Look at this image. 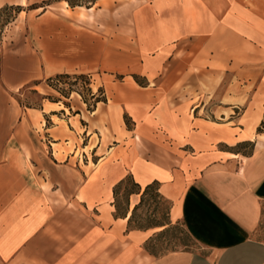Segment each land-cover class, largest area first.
Segmentation results:
<instances>
[{"label": "crops", "instance_id": "1", "mask_svg": "<svg viewBox=\"0 0 264 264\" xmlns=\"http://www.w3.org/2000/svg\"><path fill=\"white\" fill-rule=\"evenodd\" d=\"M45 1L0 0L23 23L20 42L0 41V89L98 76L105 99L93 114L108 108L114 142L91 158L83 143L77 156L81 113L13 112L20 122L0 144V264H264V0H122L132 32L123 18L109 32L110 21L68 14L94 7ZM46 118L49 143L28 141ZM128 180L123 209L115 192ZM150 185L195 250L160 256L148 249L158 228L132 227Z\"/></svg>", "mask_w": 264, "mask_h": 264}, {"label": "rangeland", "instance_id": "2", "mask_svg": "<svg viewBox=\"0 0 264 264\" xmlns=\"http://www.w3.org/2000/svg\"><path fill=\"white\" fill-rule=\"evenodd\" d=\"M61 1L66 0H52L45 1L38 4V6L43 7L46 4L56 3V10H61L63 8V4L59 3ZM76 3L82 2L83 7L90 8L94 7V10L89 12L86 9L78 10V11H68V14H77L80 17V21L83 23L94 24L97 28L102 21H107V25L105 28L109 32H113L116 30V26L118 25V21L120 18L125 19L126 25L128 27V31L132 32V12L130 8L127 7L129 1H120L114 0L110 5H105L102 2L89 3L88 0H73ZM15 7L18 5H14ZM35 6V5H34ZM34 6H28L23 8L25 10L30 9ZM74 7L73 9H75ZM128 8V9H127ZM17 15L14 7L9 10H5V8L0 10V41L2 43L6 42L7 46L11 49V45L9 44V40L11 38H17L20 42L23 36H18L14 34L17 28H19L20 24L14 25L16 22V18L14 16ZM17 17V16H16ZM22 26V25H20ZM28 30L24 31L27 32ZM17 36V37H15ZM14 42V41H13ZM14 44V43H12ZM56 77H53L55 79ZM101 80L98 76L95 79L89 74H69L68 77L64 76L59 78V80L55 82H50L49 80L43 81L42 85L38 88L28 89L24 88L22 90L16 92H0V144H4L9 142L12 138L11 134H6V130L8 126L18 125L19 120H17V114L20 111H28V109L40 111L41 109H45L46 112H49L51 109L62 110L65 113V117L72 118L75 113H81V118L77 117L71 120V124L77 127V130L80 134L79 142V150L77 152V156H79L81 152V147L83 143L89 145V148L86 149V152L89 153V158H91L90 149L95 145H99L102 142L103 150L100 151L106 152V148L108 144H112L114 141L113 136L110 134L109 128V117L107 115L108 108L104 104H100L98 106V110L95 114L93 112L96 110V100L105 99V91L101 87ZM16 100V101H15ZM61 101L60 104L50 105V102ZM43 105H46L43 108ZM16 107L17 109L14 110ZM70 107V108H68ZM13 112H15L16 119H13ZM38 113V112H37ZM83 114V115H82ZM60 119L66 120L61 117V113H59ZM22 118V117H21ZM20 118V119H21ZM47 122H45V126L42 127L37 125V130H33L30 133V137L28 141H34L38 143V141L43 143H49V139L47 136H44V129L50 126L49 120L46 118ZM57 124L66 125L65 122L54 119ZM127 125L129 127L128 121ZM29 126L28 124H26ZM33 127V126H32ZM88 127L89 133L92 135L91 142L86 140V132L84 129ZM264 129V124L262 125V129ZM39 132V133H38ZM100 134V135H99ZM73 148V142H71ZM105 149V150H104ZM39 152L36 151L37 155ZM37 158V156H34ZM90 168H94L92 162L90 163ZM134 190L132 182L128 180L124 183L119 189V202L120 207L125 208L126 198L128 193ZM169 209L170 204L167 200L162 198L156 188H153L148 196L144 199L143 204L140 206L139 210L136 212L132 227L134 228H158L159 230L157 235L150 241L148 245V249L155 254L165 255L171 252H178L183 250H195L196 246L192 238L188 235L185 228L181 224L169 225ZM169 225V226H167ZM166 226L164 229L161 227Z\"/></svg>", "mask_w": 264, "mask_h": 264}, {"label": "trees", "instance_id": "3", "mask_svg": "<svg viewBox=\"0 0 264 264\" xmlns=\"http://www.w3.org/2000/svg\"><path fill=\"white\" fill-rule=\"evenodd\" d=\"M67 2H68V4H69V6L70 7H72V8H74V7H78V6H83V3L82 2H79V3H76L75 1H73V0H66ZM98 0H88V2L89 3H95V2H97ZM14 7V9H15V11L17 12V15L22 11V8L20 7V6H8V7H5V10H9L10 8H13ZM16 15V16H17ZM16 16H14V18L13 19H15L16 18ZM64 76H67L68 77V75H58V76H56V78L55 79H50L49 81L50 82H55V81H57V80H59V78H62V77H64ZM97 102H100L101 100H96ZM153 188H156V191L158 192V189H157V187L155 186V185H150V186H148V187H146V189H145V191L143 192V195H142V200H141V203L138 205V206H136V208L134 209V211H133V214H132V217H131V219H130V224H132L133 223V219H134V216H135V214H136V212L139 210V208H140V206L143 204V202H144V199L148 196V194H149V192L153 189ZM134 191V190H133ZM132 192V191H131ZM130 192V193H131ZM130 193H128V195L130 194ZM159 194V193H158ZM115 195H116V198H117V196L119 195V193H118V189H116V192H115ZM160 195V194H159ZM128 197V196H127ZM126 200H127V198H126ZM137 229H148V228H137Z\"/></svg>", "mask_w": 264, "mask_h": 264}]
</instances>
